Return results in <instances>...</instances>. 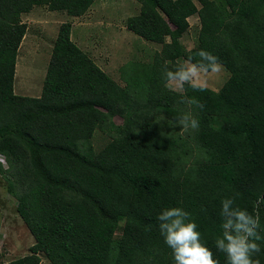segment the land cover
I'll list each match as a JSON object with an SVG mask.
<instances>
[{"label":"trees","instance_id":"trees-1","mask_svg":"<svg viewBox=\"0 0 264 264\" xmlns=\"http://www.w3.org/2000/svg\"><path fill=\"white\" fill-rule=\"evenodd\" d=\"M95 1L0 0V173L34 240L27 254L0 264H174L157 219L171 207L190 213L201 242L225 264L214 246L223 199L258 217L264 237V0H136L125 28L160 48L120 65V83L63 22L40 94L14 93L21 14L41 6L82 17ZM193 15L196 42L186 47ZM201 49L227 70L222 86L168 87L165 66L196 62ZM189 112L198 130L173 126ZM97 131L107 141L95 149ZM256 242L264 264V240Z\"/></svg>","mask_w":264,"mask_h":264},{"label":"rangeland","instance_id":"rangeland-1","mask_svg":"<svg viewBox=\"0 0 264 264\" xmlns=\"http://www.w3.org/2000/svg\"><path fill=\"white\" fill-rule=\"evenodd\" d=\"M194 2L197 3V0ZM138 10L136 0H97L84 16L78 18L64 11L34 7L30 14L23 15L28 29L16 58L14 93L25 96L40 94L52 44L60 24L67 21L71 23V39L113 80L120 83V65L130 60L144 61L160 48L159 44L146 42L125 28V19ZM188 21L190 26L182 41L186 47H191L196 42L199 23L196 15L189 17ZM227 77L228 72L221 65L218 73L208 74L205 87L218 90ZM106 141L107 137L98 131L91 139L95 149ZM15 207L16 201L7 193L6 181L0 173V263L27 254L34 241ZM40 264L50 263L42 257Z\"/></svg>","mask_w":264,"mask_h":264},{"label":"clouds","instance_id":"clouds-1","mask_svg":"<svg viewBox=\"0 0 264 264\" xmlns=\"http://www.w3.org/2000/svg\"><path fill=\"white\" fill-rule=\"evenodd\" d=\"M197 55L199 60L196 62L188 57L175 69L165 66L163 78L166 84L179 89L188 85L194 91H204L208 74L218 73L221 65L218 57L211 52L201 49ZM181 102L200 109L204 107L195 98H181ZM173 126L184 131H195L199 128V121L189 112L174 119ZM233 205L232 198L221 201L222 231L214 239V246L225 255V264H260L256 257L262 249L256 241L264 240V237L257 231L258 217ZM157 219L164 242L172 251L174 264H219L212 251L201 242V233L197 230V224L190 219L189 212L179 207L165 208Z\"/></svg>","mask_w":264,"mask_h":264},{"label":"built area","instance_id":"built-area-1","mask_svg":"<svg viewBox=\"0 0 264 264\" xmlns=\"http://www.w3.org/2000/svg\"><path fill=\"white\" fill-rule=\"evenodd\" d=\"M0 165L3 167V168H6L7 167V163H6V159L4 157V155L0 154Z\"/></svg>","mask_w":264,"mask_h":264},{"label":"crops","instance_id":"crops-1","mask_svg":"<svg viewBox=\"0 0 264 264\" xmlns=\"http://www.w3.org/2000/svg\"><path fill=\"white\" fill-rule=\"evenodd\" d=\"M33 10V9H32ZM32 10L31 11H29L28 13H23V14H21V20H22V22H24V23H27V22H25V18H23V15H27V14H30L31 12H32ZM76 18H78V17H76ZM28 24V23H27ZM26 24V25H27ZM28 29V25L26 26V30ZM26 33V32H25ZM25 37V36H24ZM24 37H23V39H24Z\"/></svg>","mask_w":264,"mask_h":264}]
</instances>
